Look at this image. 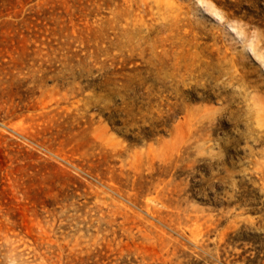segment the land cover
Returning a JSON list of instances; mask_svg holds the SVG:
<instances>
[{"label":"rangeland","instance_id":"374dc122","mask_svg":"<svg viewBox=\"0 0 264 264\" xmlns=\"http://www.w3.org/2000/svg\"><path fill=\"white\" fill-rule=\"evenodd\" d=\"M0 264H264V0H0Z\"/></svg>","mask_w":264,"mask_h":264},{"label":"trees","instance_id":"16d2710c","mask_svg":"<svg viewBox=\"0 0 264 264\" xmlns=\"http://www.w3.org/2000/svg\"><path fill=\"white\" fill-rule=\"evenodd\" d=\"M142 135H143V137H145L146 140H150V139H152L153 136L156 135V132H153V131H152V132L149 131L148 133H145V132H144ZM152 135H153V136H152ZM126 139H127L128 141L132 142V143L134 142V139H132V138L127 137ZM135 142H136V141H135Z\"/></svg>","mask_w":264,"mask_h":264}]
</instances>
